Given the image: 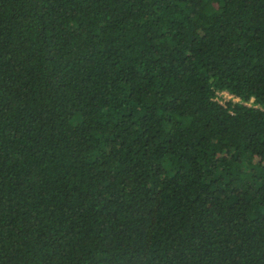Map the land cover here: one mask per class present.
<instances>
[{
  "label": "trees",
  "instance_id": "1",
  "mask_svg": "<svg viewBox=\"0 0 264 264\" xmlns=\"http://www.w3.org/2000/svg\"><path fill=\"white\" fill-rule=\"evenodd\" d=\"M0 264H264V0H0Z\"/></svg>",
  "mask_w": 264,
  "mask_h": 264
},
{
  "label": "built area",
  "instance_id": "2",
  "mask_svg": "<svg viewBox=\"0 0 264 264\" xmlns=\"http://www.w3.org/2000/svg\"><path fill=\"white\" fill-rule=\"evenodd\" d=\"M213 99L218 101L220 104H225V102L228 100H232L234 102L240 101V98H238L237 96H234L232 93L228 91L216 92ZM245 104L249 105V103L247 102H245Z\"/></svg>",
  "mask_w": 264,
  "mask_h": 264
}]
</instances>
